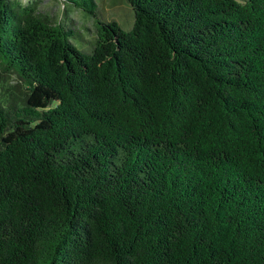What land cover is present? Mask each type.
Returning <instances> with one entry per match:
<instances>
[{
  "label": "trees",
  "instance_id": "obj_1",
  "mask_svg": "<svg viewBox=\"0 0 264 264\" xmlns=\"http://www.w3.org/2000/svg\"><path fill=\"white\" fill-rule=\"evenodd\" d=\"M60 1L0 0V264H264V0Z\"/></svg>",
  "mask_w": 264,
  "mask_h": 264
},
{
  "label": "rangeland",
  "instance_id": "obj_2",
  "mask_svg": "<svg viewBox=\"0 0 264 264\" xmlns=\"http://www.w3.org/2000/svg\"><path fill=\"white\" fill-rule=\"evenodd\" d=\"M22 3L31 0H19ZM36 4L44 12L51 14L55 20H65L75 25L83 32L84 39H77V46L90 49L95 34V25L92 15L81 11L76 7H64L60 0H35ZM97 3V15L105 18L115 19L122 27L128 28L133 20V10L127 0H95ZM8 82L20 83L21 79L15 73H10ZM20 86H17L15 93L20 94Z\"/></svg>",
  "mask_w": 264,
  "mask_h": 264
}]
</instances>
